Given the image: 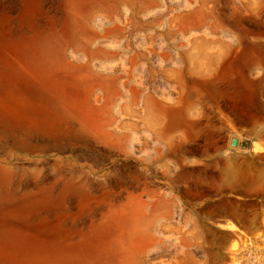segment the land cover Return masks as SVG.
Segmentation results:
<instances>
[{
    "label": "rangeland",
    "instance_id": "rangeland-1",
    "mask_svg": "<svg viewBox=\"0 0 264 264\" xmlns=\"http://www.w3.org/2000/svg\"><path fill=\"white\" fill-rule=\"evenodd\" d=\"M0 264H264V0H0Z\"/></svg>",
    "mask_w": 264,
    "mask_h": 264
},
{
    "label": "water",
    "instance_id": "water-1",
    "mask_svg": "<svg viewBox=\"0 0 264 264\" xmlns=\"http://www.w3.org/2000/svg\"><path fill=\"white\" fill-rule=\"evenodd\" d=\"M233 144H237V139L234 138Z\"/></svg>",
    "mask_w": 264,
    "mask_h": 264
},
{
    "label": "bare ground",
    "instance_id": "bare-ground-1",
    "mask_svg": "<svg viewBox=\"0 0 264 264\" xmlns=\"http://www.w3.org/2000/svg\"><path fill=\"white\" fill-rule=\"evenodd\" d=\"M260 148V147H259ZM260 150V149H259Z\"/></svg>",
    "mask_w": 264,
    "mask_h": 264
}]
</instances>
